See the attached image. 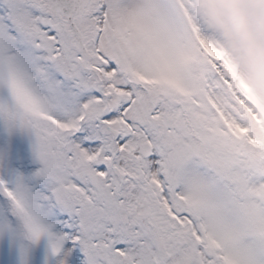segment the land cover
I'll return each mask as SVG.
<instances>
[{"label":"snow or ice","instance_id":"6c2138e0","mask_svg":"<svg viewBox=\"0 0 264 264\" xmlns=\"http://www.w3.org/2000/svg\"><path fill=\"white\" fill-rule=\"evenodd\" d=\"M262 109L264 0H0V264H264Z\"/></svg>","mask_w":264,"mask_h":264},{"label":"rangeland","instance_id":"374dc122","mask_svg":"<svg viewBox=\"0 0 264 264\" xmlns=\"http://www.w3.org/2000/svg\"><path fill=\"white\" fill-rule=\"evenodd\" d=\"M247 91V90H246ZM252 97H250V99H251ZM253 102L255 103V100H253ZM262 110H264V109H262Z\"/></svg>","mask_w":264,"mask_h":264}]
</instances>
